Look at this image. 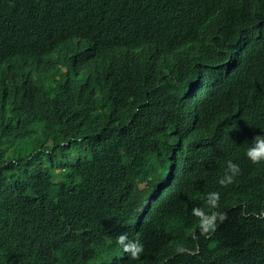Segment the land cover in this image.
<instances>
[{
  "label": "trees",
  "instance_id": "1",
  "mask_svg": "<svg viewBox=\"0 0 264 264\" xmlns=\"http://www.w3.org/2000/svg\"><path fill=\"white\" fill-rule=\"evenodd\" d=\"M233 2L238 19L216 38L171 24L198 0H51L45 36L94 46L63 55L71 81L56 71L22 101L0 99V264H264V164L246 157L264 135V0ZM12 24L36 26L29 13ZM14 51L0 33V67ZM228 161L240 174L222 187ZM210 192L230 226L195 256L191 212ZM121 233L147 255L130 259Z\"/></svg>",
  "mask_w": 264,
  "mask_h": 264
},
{
  "label": "clouds",
  "instance_id": "2",
  "mask_svg": "<svg viewBox=\"0 0 264 264\" xmlns=\"http://www.w3.org/2000/svg\"><path fill=\"white\" fill-rule=\"evenodd\" d=\"M57 1H59V5L62 2V0ZM158 1L160 3L162 0ZM201 1L203 0H198L199 4L192 10L179 8L172 12L173 16L170 20L177 33L192 36L195 28L198 30L205 28L206 31L210 30L216 34V38H221L222 35L226 36L228 14L233 16L230 13L234 7L233 0H206L204 8L200 7ZM50 3L51 0H0V33L7 38V44L10 43L12 49L15 50L13 53L18 54L17 59L5 60L3 62H6L7 66L0 67V99L6 98L11 102L22 101L32 91L42 89L56 71L63 74L64 84L71 81V78L76 75L75 60L68 62L63 58V55L74 47V59L78 61L84 51L92 50L94 43L86 41L83 35H76L65 42L61 41L60 34L45 36L44 29L48 26L49 18L45 13L59 9L58 6H48ZM213 7L215 10L212 18L216 22L211 19H203V14L211 16L209 10ZM202 8L203 10H201ZM71 9L69 11L64 9V11L69 17H74L75 14L70 12ZM26 13L32 15L36 26L28 33L20 34L13 27L12 22L16 17ZM219 30H224V34L218 35ZM125 37L132 38V34H127ZM153 51L157 52L156 49ZM12 64H15L14 68L11 67ZM246 157L253 165L264 164V135L253 138L246 149ZM239 174V165L228 161L225 174L218 183L222 187H226L232 184ZM176 205L185 211L181 204ZM206 209L200 208L199 205L191 212L198 221V229L189 234L197 246V251L193 253L195 256L199 255V244L213 238L211 236H214L217 241L230 226L226 212L220 207L219 192H210L207 195ZM216 233L218 235H215ZM116 243L132 260H138L140 256L147 255L139 240H129L127 233L119 234L116 237ZM223 245L219 243L220 247ZM188 251L189 249L184 246L177 248V252L181 254ZM172 258L173 255L167 257L160 264H166Z\"/></svg>",
  "mask_w": 264,
  "mask_h": 264
}]
</instances>
